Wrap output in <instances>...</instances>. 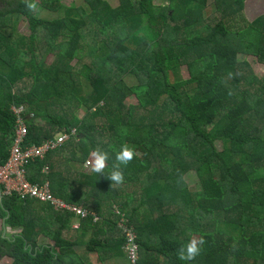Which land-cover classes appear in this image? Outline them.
Wrapping results in <instances>:
<instances>
[{"label": "trees", "instance_id": "16d2710c", "mask_svg": "<svg viewBox=\"0 0 264 264\" xmlns=\"http://www.w3.org/2000/svg\"><path fill=\"white\" fill-rule=\"evenodd\" d=\"M60 1H35L33 13L23 0H0V165L12 104L34 115L25 120L24 146L73 130L26 165V179L47 181L52 196L98 221L86 217L74 229L66 210L0 193V220L19 228L0 232V258L95 264L87 257L95 250L97 264H131L116 205L136 234L135 264H264V75L239 60L253 55L264 65V13L247 21L244 0ZM20 17L29 34L12 39L7 30ZM45 54L53 56L48 65ZM182 66L188 79L179 77ZM123 144L135 156L121 166L124 182L111 186L105 176ZM97 146L110 156L105 176L74 169ZM187 171L197 177L195 191L183 180ZM192 238L206 241L201 254L179 260L177 249Z\"/></svg>", "mask_w": 264, "mask_h": 264}, {"label": "built area", "instance_id": "2783aa9c", "mask_svg": "<svg viewBox=\"0 0 264 264\" xmlns=\"http://www.w3.org/2000/svg\"><path fill=\"white\" fill-rule=\"evenodd\" d=\"M9 112L13 116L12 135L8 148V156L6 161L0 165L1 195L8 196L14 194L20 199L31 198L40 202H49L55 209L66 210L73 214L76 219V222L72 225L74 229L78 228V221L86 217H92V221L97 222L98 217L94 212L87 210L81 205L76 206L67 204L52 196L49 192L47 181L38 184L30 183L26 179V165L33 159L43 160L50 151L56 150L66 142L73 133V130L71 133H59L52 139H47L39 145L30 144L24 146L26 136L25 120L34 118V115L32 112L28 111L27 107L23 104L10 105ZM40 172L44 174L47 173L48 167H42ZM115 214L120 216L117 225L125 238L123 250L129 262L135 264L138 251V246L135 242L136 234L131 227L125 225L127 220L123 216V213L116 211Z\"/></svg>", "mask_w": 264, "mask_h": 264}, {"label": "rangeland", "instance_id": "374dc122", "mask_svg": "<svg viewBox=\"0 0 264 264\" xmlns=\"http://www.w3.org/2000/svg\"><path fill=\"white\" fill-rule=\"evenodd\" d=\"M36 2H39L40 0H35ZM106 2H108L111 6H116L118 1L117 0H105ZM74 3V0H61L60 4L62 7L64 6H70ZM156 4H165L166 1L165 0H155ZM211 3V1L209 2ZM0 6H2L0 4ZM212 9V5H208V7L206 8V13H208V11H210ZM264 13V0H244L243 1V6H242V10H241V15L247 20V21H251L253 20L255 17H257L258 15ZM54 12L51 11H42V16H54ZM8 32H11L12 35L10 36V38L15 39L16 36H27L29 34V30H28V24L26 23V21L20 17L18 20H16L14 28H12L11 30H7ZM6 31V32H7ZM32 52V50L30 51V53ZM53 60V56L52 54H45L43 56V63L44 65H48L51 63V61ZM239 60L240 61H245L248 63V65L250 66L252 72L254 73L255 76L257 77H262L264 75V65L261 64L255 56L253 55H239ZM75 63V61L71 62V65H73ZM179 73V77L182 79H188V72L186 67L182 66L179 68L178 70ZM127 103L130 104H134L135 100L134 98H128L126 100ZM83 110L79 109L78 111L75 112V115L77 116H82ZM34 119V118H33ZM43 122H41V120H35L34 124L37 126H41ZM216 148L220 149L221 148V144L217 143L216 144ZM90 156L86 159L89 160ZM74 169L79 170L80 172H84L89 174V169L85 166L84 164H80L79 167H75ZM92 173V172H90ZM183 180L186 184V186L188 187L189 190L191 191H195L197 189V185H198V180L197 177L195 175V173L193 171H187L184 175H183ZM116 205L112 206V209L114 210V212L116 213V211H119ZM0 232H2L3 235H10V234H18L19 233V228H10L8 226H5V224L2 223V221L0 220ZM39 242H43V239L40 238ZM80 243V242H79ZM80 248H85L84 245H80ZM79 247H76V250H81ZM94 249V248H93ZM87 257L89 259V261L97 264L99 261V256L97 254V251L95 250H88L87 252ZM113 262V259H110L109 262ZM0 264H10V260L2 257L0 258Z\"/></svg>", "mask_w": 264, "mask_h": 264}, {"label": "clouds", "instance_id": "9594fccd", "mask_svg": "<svg viewBox=\"0 0 264 264\" xmlns=\"http://www.w3.org/2000/svg\"><path fill=\"white\" fill-rule=\"evenodd\" d=\"M27 11L35 13L38 5L35 0H23ZM135 156V150L127 144L121 145L120 149L115 153L111 170L107 176L104 175L105 169L108 167L110 159L109 153L97 146L91 153L90 159L85 162V167L90 172L103 175L111 181V186H118L124 182V173L121 166L126 167ZM206 243L203 238L190 239L186 244L177 249V258L181 261H193L201 254L202 246Z\"/></svg>", "mask_w": 264, "mask_h": 264}, {"label": "crops", "instance_id": "0c3cea01", "mask_svg": "<svg viewBox=\"0 0 264 264\" xmlns=\"http://www.w3.org/2000/svg\"><path fill=\"white\" fill-rule=\"evenodd\" d=\"M12 93V92H11ZM9 108V107H8Z\"/></svg>", "mask_w": 264, "mask_h": 264}]
</instances>
